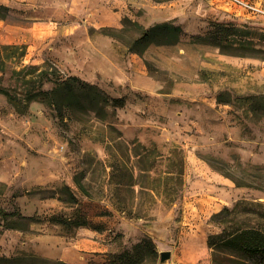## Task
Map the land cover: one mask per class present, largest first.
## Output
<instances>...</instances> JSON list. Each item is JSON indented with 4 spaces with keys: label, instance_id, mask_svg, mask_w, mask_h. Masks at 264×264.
I'll use <instances>...</instances> for the list:
<instances>
[{
    "label": "rangeland",
    "instance_id": "rangeland-1",
    "mask_svg": "<svg viewBox=\"0 0 264 264\" xmlns=\"http://www.w3.org/2000/svg\"><path fill=\"white\" fill-rule=\"evenodd\" d=\"M164 22L178 43L133 52ZM54 68L96 87L63 121L23 96ZM245 228L264 232V16L225 0H0V257L212 264L209 236ZM245 262L224 264H264Z\"/></svg>",
    "mask_w": 264,
    "mask_h": 264
},
{
    "label": "trees",
    "instance_id": "trees-1",
    "mask_svg": "<svg viewBox=\"0 0 264 264\" xmlns=\"http://www.w3.org/2000/svg\"><path fill=\"white\" fill-rule=\"evenodd\" d=\"M157 3H163L171 0H153ZM184 32L180 26H176L171 22H164L156 24L149 30H146L135 42L134 51H141L136 46L145 47L147 44L157 45H173L180 41ZM24 49V46H22ZM143 49V48H142ZM51 66V65H50ZM28 69V68H27ZM52 83L53 88L44 91L43 87L46 83ZM31 89L23 93L27 101H40L46 103L49 107L53 108L56 116L64 120L65 113L72 111L76 104H81V95L87 91H95L96 87L82 82L78 78H63L57 68L53 72L42 71L38 79H32L28 82ZM10 99L16 101V96L8 93H3ZM152 171V170H151ZM77 188L87 197H92L89 190L83 183V174H78L74 178ZM237 187L247 186L252 187L247 182H236ZM61 194L68 195V198L63 200L66 203H77L78 198L69 187H64L60 190ZM142 208L133 207H119V211L127 214L129 218H142ZM57 224L65 226L73 225L71 220L58 218L54 220ZM81 226H88L85 220L80 223ZM209 248L211 249L212 264L230 263H246V259L260 257L264 260V232L256 228H245L237 230L236 232H229L226 229L221 234L210 235L208 240ZM231 251L233 254H230ZM37 260L36 257H32ZM22 258H7L0 257V264H22Z\"/></svg>",
    "mask_w": 264,
    "mask_h": 264
},
{
    "label": "built area",
    "instance_id": "built-area-1",
    "mask_svg": "<svg viewBox=\"0 0 264 264\" xmlns=\"http://www.w3.org/2000/svg\"><path fill=\"white\" fill-rule=\"evenodd\" d=\"M229 4L238 6L244 9L246 12L257 16H264V8L261 3L252 0H225Z\"/></svg>",
    "mask_w": 264,
    "mask_h": 264
},
{
    "label": "water",
    "instance_id": "water-1",
    "mask_svg": "<svg viewBox=\"0 0 264 264\" xmlns=\"http://www.w3.org/2000/svg\"><path fill=\"white\" fill-rule=\"evenodd\" d=\"M171 258V252H161L160 263L165 264Z\"/></svg>",
    "mask_w": 264,
    "mask_h": 264
},
{
    "label": "crops",
    "instance_id": "crops-1",
    "mask_svg": "<svg viewBox=\"0 0 264 264\" xmlns=\"http://www.w3.org/2000/svg\"><path fill=\"white\" fill-rule=\"evenodd\" d=\"M210 1V0H209Z\"/></svg>",
    "mask_w": 264,
    "mask_h": 264
}]
</instances>
